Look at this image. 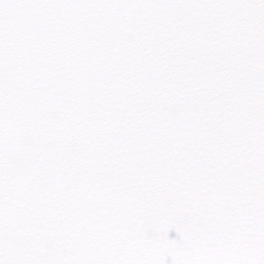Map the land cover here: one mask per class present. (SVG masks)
<instances>
[{
  "label": "snow or ice",
  "instance_id": "1",
  "mask_svg": "<svg viewBox=\"0 0 264 264\" xmlns=\"http://www.w3.org/2000/svg\"><path fill=\"white\" fill-rule=\"evenodd\" d=\"M0 264H264V0H0Z\"/></svg>",
  "mask_w": 264,
  "mask_h": 264
}]
</instances>
